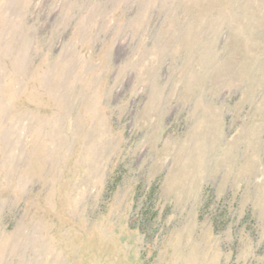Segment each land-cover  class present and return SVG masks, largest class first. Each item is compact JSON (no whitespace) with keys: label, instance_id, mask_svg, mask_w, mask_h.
<instances>
[{"label":"rangeland","instance_id":"374dc122","mask_svg":"<svg viewBox=\"0 0 264 264\" xmlns=\"http://www.w3.org/2000/svg\"><path fill=\"white\" fill-rule=\"evenodd\" d=\"M0 264H264V0H0Z\"/></svg>","mask_w":264,"mask_h":264}]
</instances>
